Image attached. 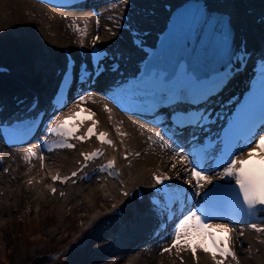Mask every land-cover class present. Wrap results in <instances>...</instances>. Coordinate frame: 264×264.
Listing matches in <instances>:
<instances>
[{"label":"bare ground","instance_id":"obj_1","mask_svg":"<svg viewBox=\"0 0 264 264\" xmlns=\"http://www.w3.org/2000/svg\"><path fill=\"white\" fill-rule=\"evenodd\" d=\"M183 1L126 0L125 2H119L118 6L107 9H112L108 11L120 13L121 15L125 12L132 14L138 20L137 24L140 28L152 30L164 20V4L178 5ZM223 7L230 9L232 12L238 32L244 31L245 34L250 35V38L257 39L256 42L264 39V23L260 25L256 23L259 18H264V0H237L235 3L228 2ZM138 8L141 13L144 8L147 11L150 9L155 10L156 15L152 17L155 22H150V20L146 22L140 19V16L137 15ZM248 10H252L253 14H248ZM98 20L99 26L97 27L96 24L97 29L92 36L94 39L91 37V40L81 41L83 24L78 18L68 19L64 14L42 8L31 0H0V53L5 55L11 63L12 69L16 70V74L5 81L10 80L13 84L19 83L25 87L28 83L22 78L27 68L31 67L32 69L34 67L40 69V72L45 69L55 71L65 62V49H71L76 57L82 58L83 49H80V47L87 46L89 49L91 43H97L95 37L98 34H101L102 43L106 47L114 46L117 43L121 47H130V41L125 37V32L119 29L116 24L118 18L116 20L113 16L112 20H107L104 15H100ZM67 23H72V27L67 26ZM253 29H257L256 34L252 32ZM241 80L242 77L238 81ZM3 84H6V82ZM44 87L46 91L50 90L48 80L45 81ZM13 89L18 90L15 87ZM2 105H7V103H2ZM89 106L100 117L102 128L109 130L111 126L105 113L94 105ZM98 107H101V104H98ZM128 123L130 126V140L122 146L126 145L130 149L129 151L135 153L145 151L142 157L133 162L131 168L125 169L128 188L133 190L136 186H151L153 184L152 176L156 173L163 174L166 162L171 161L175 164V167L170 165L168 174L173 178L172 187L174 191L178 194H188L190 197H194L193 188L186 189L176 181V179L193 181L189 168L190 163H184L181 157H174L176 152L188 155L187 150L172 146L168 140L155 132L144 130V135L141 136L140 131L146 128L138 122L129 121ZM152 135L155 139L149 137ZM76 154V152H65L59 153L58 156L50 155V158L54 157L53 161L42 165L40 160L26 162L22 150L10 151L8 163L11 165H8V167L11 173L0 176V228L6 223L4 220L7 219V212L10 216H14V213L21 211L27 205L37 208L35 214L40 217L42 213L44 214L46 201L50 199L58 204L59 214H63L64 210L70 205L84 206L91 204L94 206L95 204L97 208L99 201L98 189L93 186L75 189L70 192L66 199L59 201L51 198L48 195V189H44L45 184L50 181L52 175L55 173H69L75 168L74 159L77 156ZM64 163L69 166L67 169H64L66 167ZM49 170L51 176H45ZM27 171H29L27 175L23 174ZM37 173L40 175H37ZM31 178H33L34 183L37 182L34 187L29 185ZM39 179L41 180L40 183ZM39 189L42 190V193H39ZM110 194H115L113 189H111ZM14 201L16 205L12 204ZM98 217L93 222H97ZM153 225L154 222L150 223V227H153ZM140 233L138 230L132 232L129 239L133 240V243L124 252L128 256L123 257L114 264H210L208 259L203 257L204 252L200 249H197L195 257L191 251L178 252L176 248H172L171 252H164V248L169 247L171 244V235L161 245H157L154 240L147 241L141 238ZM242 236L246 240L247 249H237L240 264H264V244H262L264 238L258 241L247 234ZM237 239L238 233H235L233 241L237 242ZM257 249H260L258 253H256ZM248 255H252V259H247ZM200 257L203 258L200 260ZM96 260L97 257L95 256Z\"/></svg>","mask_w":264,"mask_h":264},{"label":"snow or ice","instance_id":"obj_2","mask_svg":"<svg viewBox=\"0 0 264 264\" xmlns=\"http://www.w3.org/2000/svg\"><path fill=\"white\" fill-rule=\"evenodd\" d=\"M98 26L99 20L97 21ZM96 39L98 40L99 37H96ZM207 43L208 40L205 39L204 44L207 45ZM152 77L142 83L139 91H143V87L148 86V83H150L153 90H155L153 98L160 101L167 100L173 104L183 102L189 98L192 99V102L200 100L206 103L215 94L216 89L223 87L228 80V75L225 74L214 81L211 89H207L201 86L200 76L192 72L189 67L179 77H174L175 83L166 76L163 78L160 75ZM88 99V96L81 95L74 101V104L78 106ZM105 111L110 112V109L105 106ZM72 115H75V113L70 109L68 114L56 119L53 126L48 129L50 135L60 139L55 142L54 147H48L47 151L71 150L75 148V145L70 142L71 140L85 142L95 135L93 129L89 128L87 135L77 136L75 134L77 129L69 125ZM206 119L204 113H198L194 119H185L178 116L174 122L179 127L186 125L201 126ZM257 124L264 126V118L257 120L251 112L234 123L233 128L226 134L222 155L215 159V167L212 164L204 167L203 161L197 159L194 153L182 155L181 152H176L174 157H181L184 163L193 165L190 172L195 180L194 196H200L203 193L206 203H210L221 212L229 214L236 212L246 217V219L240 220V223L246 224L256 232H264V227L258 226L256 222L259 220L261 224H264V134L259 135L258 139L256 138L255 129ZM97 138L101 144L113 146L112 141L108 140L105 134H100ZM35 155L33 149L29 148L24 159L30 160ZM81 155L84 157V167H87L88 162L98 159L103 155V152L94 151L92 153H82ZM189 155L193 156L192 160H189ZM254 157H256L255 160ZM42 159L43 157H41ZM125 159H127V156H125ZM172 166L175 167V164ZM221 166H223L222 171H216ZM114 168L115 161L112 160L102 166L100 171H107L109 175H118V173L112 171ZM206 173H213L217 178L228 181V184L214 185L212 189L206 192L204 190L205 185L213 184V176ZM72 176H77V173L73 172ZM154 179L157 185H164L170 177L167 175L163 177L155 176ZM56 180L61 183L67 182L66 180H60L59 177H56ZM232 181H234V184ZM185 183L191 184V180H186ZM52 191L55 193V189ZM216 218L228 219L229 217L219 216ZM211 219H213L212 214L202 209L183 213L173 226L171 244L169 247L164 248V252H171L172 248H176L178 252L191 251L195 257L197 249H200L206 253L210 252L216 264H224V261L229 257L236 261V264H239L235 252L229 247H221L220 244L223 241H218L216 236L217 232L231 233L233 229L228 226V223H211L209 222ZM241 235H243L242 231ZM217 256L221 259H217Z\"/></svg>","mask_w":264,"mask_h":264},{"label":"rangeland","instance_id":"obj_3","mask_svg":"<svg viewBox=\"0 0 264 264\" xmlns=\"http://www.w3.org/2000/svg\"><path fill=\"white\" fill-rule=\"evenodd\" d=\"M0 56V63L11 66L5 55L0 53ZM32 78L35 79V74L30 67L26 69L23 80L33 82ZM43 80L41 78L30 85L36 84L33 87L38 89ZM96 189L98 209H95V204L70 205L63 214H59L58 204L50 199L46 201L44 214L40 217L35 214L37 208L28 205L14 216L7 212L6 223L0 228V264H114L122 256L127 257L128 254L122 252L120 256L109 258L103 256L110 251L104 244L96 243L92 248L89 245L90 237L86 235L92 219L106 207H111L108 199L102 197L101 189ZM12 204L16 205L15 201ZM132 212L128 213L130 219H133Z\"/></svg>","mask_w":264,"mask_h":264}]
</instances>
